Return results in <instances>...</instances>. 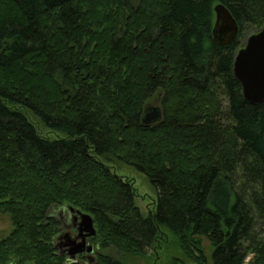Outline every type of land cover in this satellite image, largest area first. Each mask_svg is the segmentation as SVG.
Segmentation results:
<instances>
[{
  "label": "trees",
  "instance_id": "1",
  "mask_svg": "<svg viewBox=\"0 0 264 264\" xmlns=\"http://www.w3.org/2000/svg\"><path fill=\"white\" fill-rule=\"evenodd\" d=\"M217 4L239 28L225 46ZM263 25L264 0H0V264H125L164 230L185 258L171 264H208L203 240L212 264H264V102L233 75L242 31ZM115 162L155 189L146 217ZM64 206L93 220L87 262L55 252Z\"/></svg>",
  "mask_w": 264,
  "mask_h": 264
},
{
  "label": "water",
  "instance_id": "2",
  "mask_svg": "<svg viewBox=\"0 0 264 264\" xmlns=\"http://www.w3.org/2000/svg\"><path fill=\"white\" fill-rule=\"evenodd\" d=\"M213 37L220 46L234 42L238 36L239 28L228 9L217 4L214 7ZM233 75L239 82L243 98L251 104L264 102V25L257 33L251 34L236 52L233 63ZM161 109L158 106H146L143 111L142 123L146 126L160 121ZM264 139V134H263ZM77 239L72 242L69 249L71 259L83 252L93 253L92 245L86 239L96 235L93 220L90 215L78 212Z\"/></svg>",
  "mask_w": 264,
  "mask_h": 264
},
{
  "label": "rangeland",
  "instance_id": "3",
  "mask_svg": "<svg viewBox=\"0 0 264 264\" xmlns=\"http://www.w3.org/2000/svg\"><path fill=\"white\" fill-rule=\"evenodd\" d=\"M252 32L253 29L252 30L247 29L245 31H242L239 40L241 46L244 45L246 39L248 38V36L252 34ZM146 106L159 107V102L156 98H152L148 100ZM113 167L117 175L123 176L133 181L137 195V197L135 198V205L140 210L142 216L146 217L150 211H153L155 209V204L157 200L156 191L153 188V186L150 184L148 178L133 166L115 162L113 164ZM69 210L70 208H68L67 206L60 208H53L52 210H50V215L52 217H55L56 220H59L60 217L64 219L63 221L65 225H62L63 223L59 221L60 231H63L64 234L65 231L66 232L68 231L67 227L70 226L69 219H71V213ZM11 230H12V224L9 215L0 213V237L7 236ZM70 230L71 228L69 229V231ZM70 233L75 234L74 231H70ZM164 233L166 234V235L164 234V237L166 236L167 241L165 243L161 242L162 244L160 243L161 245L160 246L158 245L154 250H148L146 255L143 257L131 256V255L120 256L117 254L116 256L120 257V259H122L125 262V264H171L170 259L172 257H178L185 260V258L179 251V248L177 247L176 244V240L172 236V234H170L167 230H164ZM60 236L61 234H59L55 240H57ZM203 245L205 247L206 255L209 260L208 264H212L210 262L211 253H210L209 244L207 243V241L203 240ZM68 261L69 260H66L67 263ZM188 264H193V263H188Z\"/></svg>",
  "mask_w": 264,
  "mask_h": 264
},
{
  "label": "flooded vegetation",
  "instance_id": "4",
  "mask_svg": "<svg viewBox=\"0 0 264 264\" xmlns=\"http://www.w3.org/2000/svg\"><path fill=\"white\" fill-rule=\"evenodd\" d=\"M69 211L71 213V219H69V225H70L69 227L71 228L70 231H74L75 234L70 233L69 227H67L68 231L67 232L65 231V234L63 233V231H60L59 234H61V236L57 240H55V243H54L55 252L59 253L60 256H65L66 259H68L70 262H73V263L74 262L77 263L78 261H82L83 259H85V261L87 262L90 258L92 259V254L89 255L86 252H83L81 254L76 255L74 259L70 258L69 249L73 248L71 243L74 241L80 242V239H77V236H78V232H77V220L78 219H77V216L78 215L76 212H73L72 210H69ZM53 218H55V217H53ZM63 220L64 219H62L60 217L59 220H57V221L58 222L60 221L61 223H63L62 225H65ZM86 242L88 244H90V238L86 239Z\"/></svg>",
  "mask_w": 264,
  "mask_h": 264
}]
</instances>
